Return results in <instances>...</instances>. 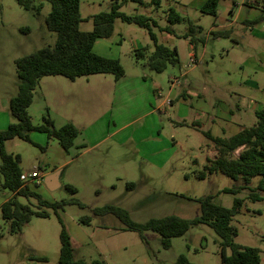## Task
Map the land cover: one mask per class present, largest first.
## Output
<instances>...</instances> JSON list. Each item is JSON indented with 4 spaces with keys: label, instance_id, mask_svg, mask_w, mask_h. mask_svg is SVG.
I'll list each match as a JSON object with an SVG mask.
<instances>
[{
    "label": "rangeland",
    "instance_id": "obj_1",
    "mask_svg": "<svg viewBox=\"0 0 264 264\" xmlns=\"http://www.w3.org/2000/svg\"><path fill=\"white\" fill-rule=\"evenodd\" d=\"M144 1L146 5L128 2L122 11L151 16L160 26L169 24L167 13L158 10L152 0ZM191 1L162 0V8L173 7L186 18L175 24L176 30L186 28L187 20L203 27L206 43L198 48L195 66L190 61L189 41L178 38L180 63L169 65L163 72L152 70L147 56L135 54V37L130 28L140 29L142 32L136 34L137 38L144 47L149 44L153 48L148 31L117 19L113 35L104 38L106 44L97 50L103 56L120 59L126 73L122 81L131 83L124 82L125 88L120 89L121 82L117 84L112 74H101L111 79L109 83L92 81L96 93L91 95L94 99L87 107L77 103L70 105L69 112L75 114L80 132L68 150L57 138L38 131L30 135L33 143L20 138L5 142L7 152L20 156V166L31 190L49 202L74 198L83 204H67L60 214L73 236L76 258H83L89 264L95 260L101 264H176L181 256L186 258L187 264H221V238L207 224L192 226L183 236L172 238L170 247L166 248L156 231H145L144 241L138 232L124 230L117 216L94 214L95 208L115 205L127 210L130 218L140 223L172 214L192 219L201 214L197 198L207 195H213L216 203L227 208L234 207L236 198L242 199L232 220L237 229L235 242L259 248L260 264H264V191L259 192L258 200L249 197L256 191L260 177H254L249 184L222 172L206 179L196 178L195 171L208 162L212 143L190 119H181L180 102L175 101L173 107L160 106L161 96L157 95L158 88L165 96L177 77L180 84L177 83L175 89L182 93L188 89L201 92L211 114L215 112L213 105L225 101L232 104L235 119L242 118L240 123L252 126L257 119L256 110L264 108L263 22L254 21L251 29L246 24L236 23L230 38H218L211 31L224 18H229L225 0L219 5L220 19L192 7ZM34 3L40 5L39 13L25 9L16 0H0V99L18 93L17 58L56 43L57 34L46 25L52 8L50 0H34ZM110 5L111 0H82L81 13L85 20L80 28L92 30L90 17L108 11ZM154 30L162 38V30L159 27ZM41 80L28 108L34 125L43 124L44 116L55 120L52 112L57 107V97L53 94L50 100L46 98ZM75 87L69 92L75 93L78 84ZM97 88H104L98 97ZM7 106L10 108V101ZM10 118L11 123L17 122L11 111ZM55 123L58 122L54 121L56 128L63 126ZM217 123L225 124L223 120ZM204 130L213 131L212 123L208 122ZM233 155L238 156L239 150ZM1 163L0 157V166ZM34 171L43 174L39 183L38 179L30 177ZM57 171L60 186L51 190L44 177ZM67 185L74 186L76 192L71 193ZM236 186L244 188L237 193L224 191ZM12 195L0 180V259L9 264H18L23 258H27V264H57L62 225L55 211L44 207L50 212L48 217L34 215L21 232L12 233L1 212V205ZM18 200L34 210L42 208L35 197L19 196ZM84 216L91 217L90 225L80 222ZM79 228L88 238L78 237ZM226 254H231L230 248L226 249ZM31 256L47 260H31Z\"/></svg>",
    "mask_w": 264,
    "mask_h": 264
},
{
    "label": "trees",
    "instance_id": "obj_2",
    "mask_svg": "<svg viewBox=\"0 0 264 264\" xmlns=\"http://www.w3.org/2000/svg\"><path fill=\"white\" fill-rule=\"evenodd\" d=\"M25 9H32L39 13L40 5L34 0H16ZM52 8L46 17V25L49 30L57 34L54 46L43 47L31 54L21 56L15 60L17 75L19 78L18 93L10 99V111L17 119L5 129H0V180L5 189L10 190L13 195L1 205L3 218L9 224L10 232H21L32 216L48 217L50 212L45 208H52L61 225V251L57 264H89L83 258H76V251L72 236L68 231L60 212L67 204L81 202L72 198L61 201L49 202L40 194L30 189L23 179V172L20 166V156L9 153L5 149V142L14 138H20L32 142L30 137L34 131L46 133L49 137L59 140L64 149L68 150L79 134L78 127L68 122L60 128L54 126L50 116H44V123L34 125L28 108L33 101V91L44 76H64L72 81L79 77L94 74H112L115 79H121L125 75V69L118 58H110L100 55L94 51V45L98 39L109 38L113 35L115 21L121 19L129 24H135L148 31L153 43L154 50L150 52L149 47L135 50L138 57L147 56L148 65L156 72H163L169 65L180 63L179 53L176 47L170 48L160 43L155 28L175 33L173 26L181 23L184 17L170 7L167 11L168 25L162 27L156 19L151 16L133 13L128 14L122 11V7L128 2H136L145 5L144 0H111L110 9L93 14L90 18L93 21V28L84 31L80 28L85 20L81 13L82 0H50ZM161 0H152V3L159 5ZM219 0H207L202 7V12L217 15ZM188 30L184 35L190 37L196 48L199 43L205 42V36L201 35L202 27L191 20H187ZM215 37L229 36L228 32H214ZM256 122L249 127L243 128L236 134L229 137H215L210 133L206 136L213 142L217 156L209 159L208 162L195 171L198 179H206L217 172H222L228 177L249 184L252 179L259 176L260 179L249 197L253 200L260 199V193L264 191V108L257 110ZM239 150V155L233 153ZM244 186H236L224 189L225 192L237 193ZM71 193L76 188L67 185ZM19 196L26 198L35 197L39 200V209L34 210L30 205L21 203ZM201 205V214L195 218L187 219L178 215H167L160 218H152L144 223L133 221L129 212L115 205H106L94 209V214L104 216L113 214L124 224V230L138 232L141 238L146 241L145 231L153 230L162 237L163 245L168 248L171 239L183 236L195 225L207 224L213 228L221 238V264H260L261 250L256 247L242 246L235 242L237 229L233 226L232 220L241 207L243 201L235 199L233 208H227L214 201L213 195L197 198ZM45 207V208H44ZM92 219L89 216L80 218V222L90 225ZM231 249V254H226V249ZM31 260L46 261L45 257L31 256ZM91 264H101L95 260ZM176 264H187L186 258L181 256Z\"/></svg>",
    "mask_w": 264,
    "mask_h": 264
},
{
    "label": "crops",
    "instance_id": "obj_3",
    "mask_svg": "<svg viewBox=\"0 0 264 264\" xmlns=\"http://www.w3.org/2000/svg\"><path fill=\"white\" fill-rule=\"evenodd\" d=\"M206 1L207 0H202V1L199 0L198 2L196 0H193L191 1V6L195 7L196 9H200L202 12V7L206 3ZM221 1L222 0H219L218 2L217 15L214 16L218 19L221 18V12L219 10V5ZM225 3L227 5V14H228L227 16L229 18H224L222 22H220L219 24L215 26L216 27L215 29H212L211 33L228 32L229 36H226L225 38H230L231 35L233 34V28L236 23L240 22L242 24H246L250 27V29L252 25H254V21L256 20L263 22V25H264V0H253V2H249L248 0H243L241 4L236 2L235 0H225ZM145 5H146V2H145ZM158 10H162L163 14L167 13L165 12L166 10L162 8V0L160 4L158 5ZM184 19L186 18L184 17ZM161 26L164 27L166 26V24H163ZM174 26L173 28L175 29ZM187 30H188V26L186 28H182L178 30L175 29L174 34L162 30L161 33L163 34L162 36L163 40L161 37H158V40L160 43H163V44H164V41H166L167 44L165 45H167L170 48L176 47V40L178 38H185L186 40H188L190 44V49H191L190 61L193 64L192 66H195L198 63V56H197L198 48L201 44L205 45L206 42L199 43L196 46V48H194L191 42V38L184 36L187 33ZM203 30L204 29L202 27L201 35L205 36L203 35ZM130 32H132V34L134 35L133 38L135 37L133 41H134V46L136 47V49L143 48L144 46L142 42L136 36V34L138 33L140 34L142 31H140V29H136L135 27H131ZM218 38H224V37H218ZM103 40L104 38L98 39L94 45V51L100 55H103V54L99 52L97 48H99V46L100 48H102L101 46L106 44L105 41ZM205 41H206V36H205ZM148 47H149L150 52L154 50V47L152 48L149 44H148ZM179 57H180V54H179ZM262 71L264 72V69H262ZM63 78H66V77L57 75V76H46V77H43L41 80L42 86H44L43 90L45 91L46 98L50 100L53 94L56 95L57 97V100H56L57 107L55 109V112H52V113L55 119L54 121L58 122V123H55L56 126L58 127L68 122H72L76 125L75 114L73 112L72 113L69 112L70 105L72 103H77V105L81 104L83 107L84 106L87 107L89 101L94 99V97L92 96H95V93H96L95 91L96 87H93L92 84L94 82H98L100 84L103 82L109 83L111 80L108 77H101V74H94L90 76L79 77L74 81L68 79L69 82L71 83H69L68 81H65L66 79H63ZM124 78H125V75L121 79H118V80L115 79L118 82L117 84L121 82L120 85H122V87H120V89L125 88L126 84H124V82H126L127 80L122 81V80H125ZM175 79H178V78L176 77ZM92 81L94 82L92 83ZM127 82L131 83V81H127ZM177 83L180 84L179 79L176 82L175 81L172 82L171 84L172 86L170 87L169 92L165 96H162L160 90H158L157 88V95L161 96L159 105L160 106L167 105V106L173 107L175 101L180 102L181 119H185V120L190 119L195 126L197 125V127L199 128V131H203L205 136H206V133H210L211 135L215 137H229L233 134L238 133L239 131H241L243 128L246 127L242 123H240V120L242 121V118L240 119L234 118L233 106L231 103H227L225 101L217 102L215 105H213L215 112L214 114H211V112L209 111L208 105H207V101L204 99V97H202L201 92H198L193 89L184 90V93L178 92L177 89H175L176 85H178ZM76 84H78L77 91L75 93L69 92L70 88L76 89L75 87ZM155 84L157 87H159V83L157 80H155ZM66 89H68V91H66ZM78 90H80L81 93H78ZM103 90L104 88H97V97L99 95L101 96V92ZM12 97H13V94H9L6 99H2V98L0 99L1 100L0 113L3 114V116H0V129L7 128L9 124L11 123L10 108H8L7 103H9ZM256 109H257V106H256ZM217 120H223L225 124L223 126H220L217 123ZM208 122L212 123L213 131L204 130ZM211 143L212 145L209 147L210 151L208 153L209 155L208 160L210 158L213 159L217 156V150L212 141ZM107 158H109V156H107ZM195 162H197V160ZM51 174H48L44 177V182H45V179L48 178ZM49 182L51 184H58L60 186V173L57 177L50 179ZM77 235L79 238H88L85 231L80 228L78 229ZM72 241H73V236H72ZM23 260L24 261H20L18 264H27L26 262L27 258H23ZM0 264H9V263L6 260L0 259Z\"/></svg>",
    "mask_w": 264,
    "mask_h": 264
},
{
    "label": "water",
    "instance_id": "obj_4",
    "mask_svg": "<svg viewBox=\"0 0 264 264\" xmlns=\"http://www.w3.org/2000/svg\"><path fill=\"white\" fill-rule=\"evenodd\" d=\"M58 175H59V172L57 171V172H54V173L51 174L48 178L45 179V183H46V185H47V187H48L49 189L54 190V189H56L57 187H59L58 184H51V183L49 182L50 179H53L54 177H57Z\"/></svg>",
    "mask_w": 264,
    "mask_h": 264
},
{
    "label": "built area",
    "instance_id": "obj_5",
    "mask_svg": "<svg viewBox=\"0 0 264 264\" xmlns=\"http://www.w3.org/2000/svg\"><path fill=\"white\" fill-rule=\"evenodd\" d=\"M249 2H253V0H248ZM264 27V25H263ZM176 81V79H175ZM33 180L38 179V183H39V179H42L43 174L42 173H38L37 171L32 172L31 176H30ZM23 179L25 180L24 174H23Z\"/></svg>",
    "mask_w": 264,
    "mask_h": 264
}]
</instances>
